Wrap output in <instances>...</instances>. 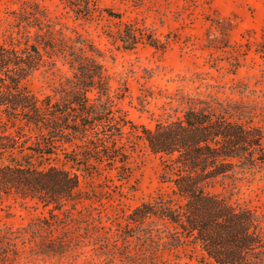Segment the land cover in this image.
Listing matches in <instances>:
<instances>
[{"label":"trees","instance_id":"1","mask_svg":"<svg viewBox=\"0 0 264 264\" xmlns=\"http://www.w3.org/2000/svg\"><path fill=\"white\" fill-rule=\"evenodd\" d=\"M61 1L81 16L97 7V0ZM55 25L31 2L16 11L14 33L0 35V200L30 201L47 208L53 221L58 212L70 219L81 199L78 174L42 161L60 152L84 169L117 166L128 174L129 152L121 141L128 126L158 157L174 195L143 200L126 214L125 227L137 239L135 252L143 255L131 259L126 250L128 264H169L161 255L179 252L200 264H264V211L216 190L264 167V110L234 100L187 97L178 113L155 119L152 126L137 124L117 108L121 95L113 92L88 43L66 38ZM126 26L118 33L125 47L144 39L136 27ZM145 38L157 46L151 35ZM59 57L70 74L50 93L26 86L30 76L53 68ZM18 236L17 230L0 231L4 256L16 252L10 240Z\"/></svg>","mask_w":264,"mask_h":264},{"label":"rangeland","instance_id":"2","mask_svg":"<svg viewBox=\"0 0 264 264\" xmlns=\"http://www.w3.org/2000/svg\"><path fill=\"white\" fill-rule=\"evenodd\" d=\"M31 2L66 38L78 36L88 43L109 74L113 92L121 95L117 108L137 124L152 126L155 119L178 113L187 97L234 100L264 110V0H97L90 16L75 14L61 0H0V35L14 33L16 11ZM127 24L144 37L132 47L118 38ZM147 35L157 46L149 44ZM69 74L59 57L53 68L35 72L25 84L37 93H50ZM130 130L126 126L121 138L129 152L128 174L117 166L84 169L60 152L42 161L78 174L81 199L68 213L70 219L58 212L53 221L47 208L30 201L0 200V231L19 234L10 240L16 252H0V264H128L122 254L126 250L131 259L143 258L135 252L132 230L125 227L126 214L143 200L174 195L162 178L158 157ZM216 190L264 211V167ZM178 255L160 258L169 264H200L184 252Z\"/></svg>","mask_w":264,"mask_h":264}]
</instances>
